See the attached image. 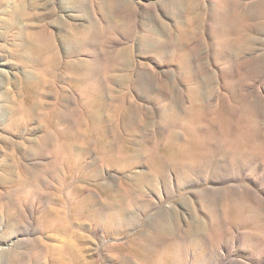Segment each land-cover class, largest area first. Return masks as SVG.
Returning a JSON list of instances; mask_svg holds the SVG:
<instances>
[{"label": "rangeland", "instance_id": "rangeland-1", "mask_svg": "<svg viewBox=\"0 0 264 264\" xmlns=\"http://www.w3.org/2000/svg\"><path fill=\"white\" fill-rule=\"evenodd\" d=\"M260 178L264 0H0V264H250Z\"/></svg>", "mask_w": 264, "mask_h": 264}, {"label": "bare ground", "instance_id": "bare-ground-1", "mask_svg": "<svg viewBox=\"0 0 264 264\" xmlns=\"http://www.w3.org/2000/svg\"><path fill=\"white\" fill-rule=\"evenodd\" d=\"M37 36V35H36ZM36 49H37V51H38V54H39V60L41 61V60H44V63H45V61H46V58H47V60L48 59H50V64H45L46 65V69H48L50 66H51V63H53L54 62V60H55V58L58 56V52H53L54 54L50 57V56H47V50H46V48H45V46H39V45H36ZM56 50V49H55ZM59 57V56H58ZM237 174V173H236ZM234 175V174H233ZM229 176V177H227V178H225V179H220L218 182L219 183H224V182H236L238 179H241L242 177H244L245 179L247 178L245 175H244V173L243 172H239L238 174H237V176ZM257 182L256 183H258V184H260V186H263L262 188H264V180L262 179V178H260V179H258V180H256ZM255 184V183H254ZM230 185V184H229ZM259 186V185H258ZM259 186V187H260ZM262 188H260V189H262ZM264 190V189H263ZM112 219H113V217H112ZM161 222V223H160ZM158 224L159 225H157V228H158V230H163V231H165V232H168V223H165L166 222V220H164V221H160ZM199 229V228H198ZM198 229H196L197 230V233L195 232V238H194V236L192 237V238H194V239H198ZM200 231V230H199ZM262 238V237H261ZM256 239H260V236L258 237V235H251V234H249V233H239V235H237V236H235L234 237V243L237 245V247H236V251L237 252H240V249H242V251H244L243 253L245 254V255H247L248 256V260H249V262H250V264H264V256H262L260 253H259V255H257V254H254V249L258 246L257 244H260L261 245V243H257V244H255L256 242ZM140 240V239H139ZM138 241V240H137ZM261 242H262V240H260ZM259 241V242H260ZM264 243V242H263ZM242 245V246H241ZM264 245V244H263ZM256 249H259V246H258V248H256ZM255 249V250H256ZM261 249V248H260ZM256 251H258V250H256ZM232 253H230V252H225V253H221L220 254V260H226V261H228V260H232ZM176 260V259H175ZM178 260H180V259H178ZM188 260V259H187ZM184 261H186V260H184ZM181 262H182V260H181ZM223 262H225V261H223ZM229 262V261H228ZM188 264H191V263H189V262H187ZM245 264V263H244Z\"/></svg>", "mask_w": 264, "mask_h": 264}]
</instances>
